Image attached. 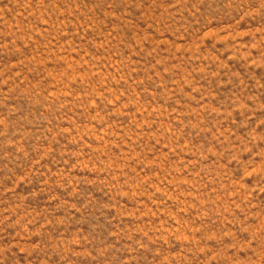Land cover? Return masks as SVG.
<instances>
[{
	"label": "rangeland",
	"instance_id": "374dc122",
	"mask_svg": "<svg viewBox=\"0 0 264 264\" xmlns=\"http://www.w3.org/2000/svg\"><path fill=\"white\" fill-rule=\"evenodd\" d=\"M0 264H264V0H0Z\"/></svg>",
	"mask_w": 264,
	"mask_h": 264
}]
</instances>
